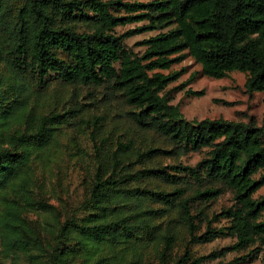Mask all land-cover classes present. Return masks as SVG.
Listing matches in <instances>:
<instances>
[{
  "label": "trees",
  "instance_id": "1",
  "mask_svg": "<svg viewBox=\"0 0 264 264\" xmlns=\"http://www.w3.org/2000/svg\"><path fill=\"white\" fill-rule=\"evenodd\" d=\"M132 23L142 24L115 31ZM150 31L157 33L137 42L142 52L126 46L127 38ZM185 51L205 76L222 79L240 71L247 74L249 94H264V0H0V246L5 257L48 246L26 213L53 208L33 188L35 157L55 141L70 112L45 113L34 103L33 96L53 81L106 87L131 107L140 127L163 135L173 146L150 148L142 156L208 149L195 165L168 166L173 174L166 167L146 168L129 179L134 170L118 169L119 162L99 164L80 205L86 215L59 226L53 246L84 252V264H117V257L130 249L136 257L132 264H137L138 246L158 236L166 251L177 236L171 228L160 232L156 220L163 211L140 208L142 200L150 199L177 203L190 242L236 239L193 260L184 255L177 264H202L227 251L264 247V196L255 197L264 186V125L221 117L187 119L166 92L181 72H164L181 62ZM142 175L177 185L172 191L133 185ZM191 183L198 188L187 194ZM225 190L233 192L232 206L212 217L203 208L193 214L194 203L214 201ZM219 218L229 223L214 227ZM203 223L206 228L198 234ZM105 248L111 253L105 254ZM255 251L251 248L247 257ZM239 259L246 257L228 264Z\"/></svg>",
  "mask_w": 264,
  "mask_h": 264
},
{
  "label": "rangeland",
  "instance_id": "2",
  "mask_svg": "<svg viewBox=\"0 0 264 264\" xmlns=\"http://www.w3.org/2000/svg\"><path fill=\"white\" fill-rule=\"evenodd\" d=\"M132 23L118 26L115 31L119 34L128 29L141 25ZM157 31L137 34L125 40L128 48L135 52H142L144 47L137 42L153 36ZM185 58L172 66L170 71H180V77L169 84L167 91L173 104L179 105L183 115L189 119L202 120L204 118H224L234 121L254 122L264 125V94L254 92L252 95L246 91L245 82L247 74L234 71L222 79L211 78L202 73V67L185 51ZM204 91L201 95H188L187 90ZM35 104L39 105L45 113L69 112L68 122L60 124L55 141L39 152L33 163L34 192L36 197L53 208L50 211L43 209L26 213L34 230L43 238L48 246L34 249L30 255L18 253L5 257L0 246V261L3 264H84L85 254L73 250L69 246H53L55 233L67 219L76 217L82 219L86 213L80 209L81 203L89 195L91 183L94 180L97 166L104 163L111 165L119 162L118 169H132L133 175L129 179L137 178L135 172L146 168H167L182 163L195 165L207 154V148L189 152L187 154H158L142 156L150 148H173L170 140L159 133L140 127L134 120L131 107L122 97L109 93L104 86H85L64 84L53 81L47 89L33 96ZM140 174V173H139ZM141 175V174H140ZM133 185L146 186L152 189L172 191L177 184L168 178L158 176H143ZM191 194L198 185L191 183L187 186ZM264 196V186L256 194V198ZM234 204L233 192L225 190L216 200L209 203H194L193 214L203 208L204 212L212 217L214 212L228 208ZM140 208H154L163 211L164 217L157 219L160 232L166 233L169 228L176 233L174 246L165 251L163 238L158 236L148 246H138L140 252L137 264H177L182 256L190 255L191 260L213 251L232 245L236 239L233 237H219L206 243L190 242V234L181 222V212L177 203L155 202L144 199ZM227 218H219L212 225L220 227L227 225ZM201 225L199 233L206 228ZM255 252L247 257L250 250ZM72 250V251H71ZM165 251V253H163ZM69 255L67 256V254ZM105 254L111 253L105 248ZM240 263L231 264H264V247L256 244L245 250L227 251L220 257H212L202 264H228L237 257ZM64 259H66L64 261ZM117 264H132L136 260L132 250L125 251L124 257H117ZM190 260V261H191ZM183 264H188V262Z\"/></svg>",
  "mask_w": 264,
  "mask_h": 264
}]
</instances>
